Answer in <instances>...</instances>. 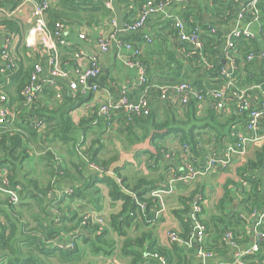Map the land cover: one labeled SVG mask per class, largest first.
<instances>
[{
	"label": "trees",
	"instance_id": "16d2710c",
	"mask_svg": "<svg viewBox=\"0 0 264 264\" xmlns=\"http://www.w3.org/2000/svg\"><path fill=\"white\" fill-rule=\"evenodd\" d=\"M122 1L126 6L129 5V1ZM141 1L144 4L147 0ZM226 1L232 7L233 3L230 0ZM94 2L97 4L93 8L81 9L84 5H93ZM15 6L16 3L13 7ZM259 8L262 10V2ZM110 15L105 8V3L103 4L101 0H57L56 6L53 8L51 6L45 12V20L49 30L53 31L56 23L78 27L85 24L89 28L91 24L96 26V23L102 19L110 18ZM217 19L219 20L218 17H216ZM186 22L189 31L198 28L203 32L200 35L203 53L212 68L206 69L201 66V62L197 57L188 56L189 49L186 45L177 43V30L174 22L169 21L168 26L170 27L171 35L176 41L177 48L183 50L182 57L186 62L184 65L180 61L175 62L173 53L169 63L171 65L168 68L160 62L153 63L152 67H150L145 65L143 56H140L142 64L147 69V85L152 91L151 97L153 96L155 100L157 99L155 90L162 85L171 86L186 83L202 95L209 90H219L224 85L225 79L219 74V70L223 68L219 50L223 35L215 28V25L218 26L219 21L212 20L207 24L192 23L188 20ZM0 26L5 33L20 34V28L12 20L3 19L0 21ZM210 28L215 29L214 34L210 33ZM263 35L264 29L262 28L260 36ZM124 40L132 41L135 44L142 43V38L139 34L128 35L124 37ZM21 42L15 48V54L18 59V47L20 48L19 52L22 54V60L19 59L17 61L16 70L12 73H0V95L2 94L6 97L7 106L14 110L17 116V121L12 128L0 127V168L7 169L10 187L19 194L21 200L17 206L9 205L5 209L0 208L2 218V223H0V264H50V260L53 258H56L61 264L78 261L76 248L72 251H64L50 245L52 241L64 237V234L69 232H71V235L78 233L79 239L89 242L94 253L103 252V254H107L115 246L113 243L106 241L109 235L107 229H99L98 226L91 225L82 227L80 216L87 210H72L70 205L67 204V201L71 203L80 197L78 194L80 189H76L73 186L68 187L72 190L70 196L63 195L64 197L60 201H57L56 198L50 200V198H46L49 186L41 188L37 181L31 179L23 172V165L30 158L28 152L33 144L40 150V145L44 147V143L51 144L57 141L64 144L71 143L75 149L78 131L72 123L70 113L87 103L89 97L79 95L76 97L64 96L61 103H57L53 101L54 91L43 88L39 98L43 94L46 97L45 99L52 102L53 105L50 107L45 105V108L40 106V99H38L31 108L25 107L20 93L28 80L33 63L32 60L26 57V51ZM150 43L151 40L149 38L147 45ZM258 50L259 47L254 39L237 42L235 53L236 63L239 68L233 73L236 79L235 86L239 89L247 90L254 85H261L259 92L254 91L256 100L261 96V93H264V59L245 62V58L248 53ZM62 59H71L68 49L62 51ZM254 71H257L256 75L253 74ZM250 74L252 75L250 76ZM158 103H162V119H157L154 111L150 110L148 116L143 115L127 123L123 114L118 113L122 118V126L128 137V145L125 148H129L151 135L152 139L159 138L161 141L167 135H177L176 137L181 147H187L186 152L189 154L193 165L198 166L197 159L204 160L210 151V149H206V145H212L210 146L212 151L214 149L217 152L220 151L223 146L218 147V145L224 140L228 142L233 140L229 129L231 122L236 119L242 125L245 122V115L238 118L236 116L225 117L220 115L221 113H217L210 105H198L194 100H190L187 105L182 107L168 102ZM14 104L19 106L18 109L14 108ZM203 108L205 111L202 110ZM93 118L83 119L81 122L91 124ZM37 121H42V128H31L32 122L36 123ZM261 123H264V119L259 122L260 126L264 127V124L261 125ZM104 127L106 126L104 125ZM202 133L209 134L208 144H204L205 139L202 138ZM263 133L264 129H261L259 134ZM79 145H82L81 142ZM156 147L160 150V146L155 145L154 148ZM79 155L81 159L85 158V160L96 164L103 171L101 179L94 176L89 179L90 182L85 186L94 188L102 184L108 190L107 197L110 201L123 202L122 211L119 215L111 217L109 226L119 238L124 239L121 253L130 257L131 264H188V252L183 243L191 240L193 232L191 223L189 221L183 222L181 219V232L171 231L175 234L178 241H170L169 248L163 249L155 246L154 242L148 239L150 233L143 231L144 227H149L157 222L154 220V211L158 207V204L150 195L149 197L146 196L147 192H149V190L143 189L146 183L144 181L139 182L138 187L129 189V186L125 183L126 180L119 175V169L114 168V158L96 160L93 153L85 152L84 150L80 151ZM44 156L46 160L45 167L51 175V188H57L62 185L65 178L70 179L61 160L55 162L49 152ZM156 156V160L161 156L159 151ZM83 164L85 166V163ZM262 167H264V145L255 154V160L248 162L246 167L243 168V173L247 175L243 180H245L247 186H245L246 188H241L242 204L243 209L249 215L255 214L264 204V194L256 175L259 168ZM77 168L80 167L77 166ZM110 173L113 175H110ZM75 175L80 179L79 170L75 171ZM97 187L96 189L100 194V190ZM123 188L131 193L135 192L136 197L133 198ZM59 189H57V192L61 193L62 190ZM225 199L221 203H224ZM137 203L144 205L143 211L138 208ZM33 208L37 209L36 214L31 212L28 219L23 216L21 210L29 212ZM82 209L86 208L82 207ZM52 210H55L56 213H53ZM93 210L101 212L99 208ZM220 213L221 215L209 218L206 222H197L198 226L204 228L203 232L207 236L204 243H198L199 252L211 254L212 256L214 254L224 255L230 249H233V245L239 246L241 238L245 235V219L239 212L229 210L227 212L221 211ZM226 233L231 234L229 241L223 239ZM146 239L148 243L145 245L144 241ZM262 260H264V247L262 250H258L256 254L254 253V255L245 256L242 262L243 264H264Z\"/></svg>",
	"mask_w": 264,
	"mask_h": 264
},
{
	"label": "crops",
	"instance_id": "0c3cea01",
	"mask_svg": "<svg viewBox=\"0 0 264 264\" xmlns=\"http://www.w3.org/2000/svg\"><path fill=\"white\" fill-rule=\"evenodd\" d=\"M34 1L35 0H0V21L3 19L12 20L16 22L20 28V34L15 35L18 42L17 45L24 39L27 29L30 26L29 23ZM127 1H129V5L126 6L122 0H110L111 11H108L111 14L110 18L113 17L119 25L125 21L134 19L143 5L141 0ZM101 2L104 4L106 0H101ZM15 3L16 6L13 7ZM51 4L52 8L55 7L57 0H51ZM96 4L97 3L94 2L91 6L84 5L81 9H91ZM230 7V4L226 0H173V2H171L166 8V12L171 18H165L162 15L151 16L147 20L143 31L139 33H145L151 40L149 45L142 43L143 62L146 66L150 67H152L151 65H153V63L160 62L168 68L169 65H171L169 63L171 62L174 53V61H180L183 65L185 64L186 61H184V58L182 57L183 50L177 48L176 41L171 35V30L168 26L169 21L172 22L174 19L182 21L184 25L187 24L186 20L191 21L192 23L199 22L202 24L210 23L212 20L219 21L218 26L215 25V28L223 35L219 47L221 61L224 60L225 62L223 57L225 45L224 36L234 27L246 29L254 34L256 45L259 49H264V35L260 36L257 32L258 28L264 29V0H262V10L259 8V26L255 25L248 27L245 22L239 23L237 20L238 6L232 5V7ZM216 17H218L219 20H216ZM110 18L102 19L96 23V26L91 24L89 28H87L85 24H83L85 26L80 25L79 27L67 25V39L72 44L79 45L88 54L96 55L98 52L96 44L97 36L100 31L109 30ZM185 27L187 28V25ZM79 31L86 35L85 42L79 41ZM4 35L5 31L0 26V44ZM19 50L20 48L18 47L17 53L19 59L22 60V54ZM37 53L38 48H34L32 52H29L31 55H36ZM99 66L101 68V76L95 81L98 91L94 95L89 96L87 103L70 113L72 123L78 131L76 136L79 141H76L75 149L71 143L64 144L57 141L51 143L52 145L44 143V147L49 145L52 146V157H55L56 155L60 157L65 172L70 176V179L65 178L62 185H59L57 188H51V175L48 171V180L44 188L49 186L46 198L48 197L50 200L56 198L57 201L61 200L57 192L58 188H60L59 190H63L73 186L76 189H80L78 193L80 197L76 198L71 203H68L67 201V204L70 205L72 210H96L99 208L101 211L100 213L105 218L106 225L104 226V229H107L109 232L106 241L113 243L115 246L112 251L107 254H103V252L94 253L89 242L82 241L81 238L77 239L75 248L78 252V261H72L71 263L65 264H131L130 257L121 253L124 239L119 238L109 226L111 217L119 215L122 211L123 202L110 201L107 197L108 190L102 184H99L98 187L96 186L99 188L100 194L96 187L88 188V186H85L90 182L89 179L93 178L95 175L92 171L83 166L84 162L79 155L80 151L84 150L85 152L89 151L93 153L96 160L114 158V168L119 169V175L126 180L125 183L129 186V189L138 187L139 182L141 183L144 181L146 184L143 189L149 190L146 195L147 197H149L152 191L167 185L172 173H178V171L181 170L179 159L181 145L176 137L177 135H167L162 141L159 138L152 139L151 135L145 140L140 141L129 148H125L128 145V137L122 126V118L118 113L112 116L111 120L107 123L104 120L96 122V112L99 104L104 102L115 103L118 99L121 88H129V95L132 99L138 97V89L135 87L137 77L136 72L124 67L118 61L114 50L99 57ZM222 66L226 69L227 63H223ZM253 74L256 75L257 71H254ZM251 75L252 74H250V76ZM41 78H47L44 70ZM60 92L63 94V97L58 99L57 92L54 91L55 95L53 96V101L61 103L64 96H66V89H62ZM251 97L254 99L255 93H252ZM45 98L46 97H44L43 94L41 95V98H39L40 106L45 107L46 105L47 107H50L53 105L52 102L47 101ZM157 101L158 99L155 100L153 96L150 98L149 111L146 116L149 115L151 110L154 111L157 119H162V103H158L159 101ZM18 107V105L14 104L15 109H18ZM202 110L205 111L204 108ZM217 113L220 112L217 111ZM220 115H224L225 117L236 116L237 118L240 116L235 112L232 101H228L225 111ZM90 117H94L91 124L88 122H81V120H86ZM263 124L264 123H261V125ZM104 125L106 127H104ZM242 126V123H238V120L236 119L231 122L229 129L230 131L233 128L240 129ZM262 129H264V127H262ZM209 134L202 133V138L205 139L204 144H208ZM80 142L82 145H79ZM226 143H228V141L224 140L218 145V147H222ZM155 145L160 146V150H158L157 147L154 148ZM263 145L264 141L251 144L247 153L243 157L233 160L225 169H216L212 173L200 175L189 182L176 183L172 193L166 195L164 198L165 210L161 217L156 220L157 222L154 225L143 228L145 233H150L148 239L154 242L155 246L163 249L169 248L170 241L168 234L171 231L177 233L181 232V219L183 222L189 221L193 227L191 240L190 242L183 243V246L188 252V264H231L235 252L234 249H230L224 255L214 254L210 259L199 258L198 243H204L207 236L204 234V238L201 240L196 237L195 230H197V222H206L209 218L221 215V211L227 212L233 210L239 212V214L245 219V235L240 240L238 246L239 249L244 250L253 245H257L258 250H262L264 247V239H258L259 237L257 235L264 231V204L255 214L249 215V213L243 209L241 188L247 186V183L243 180V178L247 176L243 173V168L246 167L248 162L255 160V154ZM44 147L40 145V150H38V147L35 144L31 145L28 152L30 155L28 160H33V158L36 159L35 157L41 154L40 152H42ZM158 151L161 156L156 160ZM140 160L143 163H141ZM203 164L204 160L198 158L197 167L200 169ZM77 166L80 168H77ZM78 170L81 174L80 179L75 175V171ZM251 173H253V171H251ZM110 175L113 174L110 173ZM256 175L260 181L261 189L264 194V167L259 168ZM123 190L132 195L133 198L136 197L135 192L131 193L124 188ZM201 198L203 203L200 205ZM223 199H225V202L221 203ZM199 205L202 209L197 212L195 208L199 207ZM60 207L63 208L62 205H60ZM82 207H85L86 209H82ZM0 208L5 209L7 207L1 206ZM31 212L36 214L37 209L33 208ZM67 226L69 227L68 223ZM240 230L242 231V229ZM64 235L65 236L61 239L67 241L71 232ZM147 243L148 241L146 239L144 244L146 245ZM262 261L264 262V260ZM50 264L61 263H59L56 258H53L50 260Z\"/></svg>",
	"mask_w": 264,
	"mask_h": 264
},
{
	"label": "built area",
	"instance_id": "2783aa9c",
	"mask_svg": "<svg viewBox=\"0 0 264 264\" xmlns=\"http://www.w3.org/2000/svg\"><path fill=\"white\" fill-rule=\"evenodd\" d=\"M191 1V0H185ZM233 5L238 6L239 23L245 22L247 26H259L260 12L259 5L262 0H230ZM173 0H147L138 11L136 17L129 21H125L121 25L111 17L109 19V30L99 32L96 44L98 52L96 55H90L85 52L79 45L72 44L67 39V30L62 23H56L53 31L47 27L45 20V12L52 6L51 0H35L30 17V26L27 29L21 44L26 50V56L32 60V68L24 87L21 90L23 104L27 108H31L33 103L39 99L43 88L52 89L57 92V98L61 99L63 94L60 92L66 89V96H90L98 91L95 81L101 76V68L99 66V57L107 52L114 50L118 61L129 69L136 72L135 87L138 89V97L131 99L129 97V88H121L118 99L115 103L104 102L97 107V118L109 122L117 113H122L126 118V122L130 123L132 119L147 115L150 106L151 89L147 85L146 68L140 60L142 55V43L147 44L149 37L143 31L147 20L151 16L162 15L165 18H171L166 12V8ZM105 8L111 11L110 1L105 2ZM248 16V17H247ZM246 18V19H245ZM174 26L177 30V41L180 45H186L189 49L188 56H194L199 59L201 66L211 69L212 65L207 62L203 53V44L200 35L203 33L200 29L195 28L189 31L184 23L178 19H174ZM79 41L85 42L86 35L79 31ZM260 35L261 28L257 29ZM139 34L142 38L141 44H135L132 41L124 40V37L132 34ZM210 33H215L214 28H210ZM254 39V34L246 29L232 28L224 36L223 57L227 63L226 69L221 68L219 74L225 79L224 85L219 90H209L204 95L195 91L189 84L181 83L178 85H162L155 90L159 102H168L176 104L179 107L187 105L190 100H194L198 105H210L216 111L223 113L228 101H232L235 112L242 116L245 115L244 125L242 128H233L230 136L233 138L231 142L226 143L223 148L217 152L210 144L206 145V149H210L208 155L205 156L204 164L200 169L193 165L189 154L186 152V146L181 147L180 164L181 170L178 173H172L167 185L152 191L150 197L158 204L154 211V220L161 217L164 212V198L172 193L174 186L179 182H189L196 177L208 173H212L216 169H225L231 162L237 158L243 157L251 144L264 141V133L259 134L262 127L259 122L264 119V93L256 100L251 97L254 91H260L261 85H254L247 90L239 89L236 85V79L233 73L239 68L236 63V45L239 41ZM16 36L12 33H5L0 44V73L13 72L16 70L17 61L19 60L15 54L17 46ZM34 48H38L36 55H31ZM68 49L71 59H62V51ZM264 59V49L256 52H250L245 58V62H253L255 60ZM43 70L46 73V79H42ZM264 84V83H263ZM255 93V92H254ZM259 101V102H258ZM255 103V105H254ZM17 121L14 110L7 106V99L4 95H0V127L12 128ZM31 128L41 129L42 121L32 122ZM263 130V129H262ZM204 147V148H205ZM85 167L92 171L94 175L101 179L103 171L96 164L82 159ZM72 190L66 188L59 192V198L70 196ZM64 195V196H63ZM21 202L19 194L11 189L8 172L6 168H0V207L1 206H17ZM203 203L200 199V205ZM140 210H144L142 203H137ZM195 208L197 212L201 211V206ZM53 213H56L55 210ZM81 226L86 225L98 226L103 229L106 225L105 218L99 212L87 210L80 216ZM0 223L2 218L0 215ZM204 228L197 225L195 235L199 239L204 238ZM264 239V231L257 235ZM62 238V237H61ZM61 238L52 241L51 246L58 250L72 251L76 247L79 234L70 235L67 241ZM169 241L177 242L175 234H168ZM224 240L229 241L231 234L226 233ZM235 250L233 261L231 264H243L242 260L245 256L252 255L258 251V246L253 245L248 249L241 250L238 246L233 245ZM199 258L210 259L211 254L198 252Z\"/></svg>",
	"mask_w": 264,
	"mask_h": 264
},
{
	"label": "rangeland",
	"instance_id": "374dc122",
	"mask_svg": "<svg viewBox=\"0 0 264 264\" xmlns=\"http://www.w3.org/2000/svg\"><path fill=\"white\" fill-rule=\"evenodd\" d=\"M51 147L52 146L49 145L47 147H44L42 152L38 151L41 154L39 156H36L35 157L36 159L33 158V160L25 161L24 166H23V171L28 175V177L37 181L41 188L45 187V185L47 184V180H48V170H46V168L44 167L46 164V160L44 159V157H45L44 155H46L48 152L50 153V155H52V152H53L52 149L53 148H51ZM53 158H54L55 162L60 161V157H58L57 155ZM141 163H143V162L141 161ZM21 211L23 213V216L28 219L31 211H29V212H27L25 210H21Z\"/></svg>",
	"mask_w": 264,
	"mask_h": 264
},
{
	"label": "water",
	"instance_id": "95a60500",
	"mask_svg": "<svg viewBox=\"0 0 264 264\" xmlns=\"http://www.w3.org/2000/svg\"><path fill=\"white\" fill-rule=\"evenodd\" d=\"M106 1H110V0H106ZM221 63H222V64L225 63L224 60H222ZM258 239H261V238H258Z\"/></svg>",
	"mask_w": 264,
	"mask_h": 264
}]
</instances>
